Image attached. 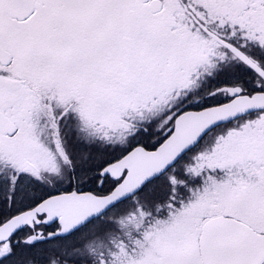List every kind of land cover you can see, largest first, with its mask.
Masks as SVG:
<instances>
[{
    "label": "snow or ice",
    "instance_id": "obj_1",
    "mask_svg": "<svg viewBox=\"0 0 264 264\" xmlns=\"http://www.w3.org/2000/svg\"><path fill=\"white\" fill-rule=\"evenodd\" d=\"M0 264H264V0H0Z\"/></svg>",
    "mask_w": 264,
    "mask_h": 264
}]
</instances>
